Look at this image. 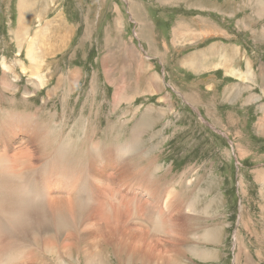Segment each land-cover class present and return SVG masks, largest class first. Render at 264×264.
Wrapping results in <instances>:
<instances>
[{
	"label": "rangeland",
	"instance_id": "obj_1",
	"mask_svg": "<svg viewBox=\"0 0 264 264\" xmlns=\"http://www.w3.org/2000/svg\"><path fill=\"white\" fill-rule=\"evenodd\" d=\"M30 1V36L20 50L16 33L26 30L27 24L19 22L21 0H0V128L4 126L7 113L34 116L38 125L45 129L42 133L54 138L50 147L42 148L51 153L59 150L62 141L70 142L78 161L76 152L80 151V158L86 159V155L91 157V151L95 153L97 144L113 150L133 146L132 151L122 157L120 165L132 162L134 169L152 174L161 192H174V207L180 210L183 206L192 207L183 211L182 218L175 215V210L170 214L180 232L192 233H179L178 238L187 242L178 257L173 258L177 263L249 264L251 261L264 264V100H258V107H246L239 100L225 101L224 91L232 84V79H226L220 71L206 70L197 74L187 67L194 54L191 52L201 55L199 50L203 51L212 41L238 45L248 55L236 60L241 64L237 67H244V61L251 60L258 75L257 85L247 80L255 76L250 62L246 64L247 71L246 67L244 71L234 68L236 75L223 69L247 83L249 89L256 88L257 94L262 91L264 95V77L260 69L264 67V0H184L180 4H176V0ZM197 4L206 11L191 8ZM212 21L225 33L214 35L208 29ZM185 22L189 31L180 33L179 37L175 31L173 37L176 26ZM185 36L187 40L180 41ZM204 36L206 38L201 39ZM33 42L44 52L54 44L62 46L59 52L51 53L54 56L45 59L46 67L42 65L35 71L28 59L29 45ZM195 58L190 65L192 68L195 63H209L203 56ZM233 60V57L222 58L230 65ZM4 61L11 68L7 73L3 70ZM16 61L25 64L26 74ZM34 72L36 77L32 76ZM72 74L77 75L76 84L72 82ZM3 77H9L18 87L15 93L3 91ZM30 77H46L48 82L36 89L28 81ZM118 89L130 100H121L115 106ZM236 93L235 90L233 95ZM238 96L243 97L239 89ZM145 117L148 123L141 121ZM26 141L27 138L23 140ZM16 146L28 152L41 150L27 145ZM13 154L12 151L10 156ZM120 154L116 151L115 157L119 159ZM111 170L105 175L109 180L103 182H106V197L109 199L111 192L114 193L112 202L106 200L108 205L99 209L94 200L90 224L98 227L96 231L112 226L116 234L114 239L123 236L120 230H114L115 225L127 231L133 229L129 231L131 236L158 234L159 238V229H153L154 221L148 218L164 215L162 195H153V199L144 193L145 196L138 197L139 187L137 190L132 187L145 186L133 176L126 179L130 187L122 186L115 181V172ZM96 183L100 186L101 181L90 171L86 187H80V199L90 195L96 199ZM131 199L134 203H130ZM110 208L117 209L121 217L116 218L117 211L114 213ZM111 212L116 214L113 219H118L117 224L108 220ZM192 215L195 217H190ZM76 223L65 224L63 238L70 236ZM55 229L53 236L59 234ZM213 232H218L217 237L207 240ZM32 238L37 236L32 235ZM105 249L109 251V264L156 262L136 258L140 262L135 259L131 263L129 253H113L112 247V251L109 247ZM73 253L72 260L67 257L61 260L88 264L82 244ZM46 256L51 258L50 264H59L55 255L47 252ZM156 256L165 259L162 264L172 261L169 248L165 256L160 250Z\"/></svg>",
	"mask_w": 264,
	"mask_h": 264
},
{
	"label": "bare ground",
	"instance_id": "obj_2",
	"mask_svg": "<svg viewBox=\"0 0 264 264\" xmlns=\"http://www.w3.org/2000/svg\"><path fill=\"white\" fill-rule=\"evenodd\" d=\"M31 6L32 3L30 0H21L19 9L21 13V16L19 17H21V20L19 19V22L23 21L24 24H27L25 26L26 30L16 33V38L19 42L20 50L23 48L27 41V38L30 36L28 23L30 22L29 9ZM50 27H52L54 30L57 29L54 25H50ZM23 29L24 28H22L21 30ZM185 40H187L186 36L181 37L180 39V41L182 42H184ZM60 46L62 45L54 44L53 46L46 48V51L44 52L42 47L37 42L31 43L28 49V59L31 61V65L34 70H40L42 65L46 67L47 63L45 62V59L47 57L54 56V54L51 53L59 52ZM197 55L198 54L195 53L192 54L191 60L188 61L187 64L193 65L192 60ZM201 56L202 55L197 56L195 59H199ZM223 56H225L227 59L232 57L235 58V55L233 54H230L228 57L226 55ZM15 64H20L23 72L25 74L27 73L25 64L22 61H16ZM195 66L193 68H195ZM218 67L226 68L230 71V74L236 75V71L234 70V67H232V64L230 65L222 60L218 62L217 66L215 65V63H204L202 72H205L206 70L208 71L211 69H216ZM3 70L6 73L11 70V68L5 61L3 62ZM198 70H200V68H198ZM250 75L251 71L249 70L248 76ZM32 76L36 77L37 73L34 72ZM76 77L77 75H71V79H74ZM155 77L157 76L155 75ZM28 81H30V83L36 89L43 88L48 82L46 77L36 79L30 77ZM77 81L78 79H74L72 82H74L73 84H76ZM2 89L3 91L5 90L9 93H15L18 87H16V85H14L9 80V77H3ZM118 90L119 93L115 100V106H117L121 100H130L129 96H126L124 94V91L121 92V89ZM150 92H153V90H151ZM28 96L29 95L26 94V97ZM150 111L151 110H149L148 112ZM141 121L147 122L149 120L147 119V117H145ZM38 122L34 118V116L31 115L21 116L17 114L7 113L4 126L0 128V264H50L51 258L46 256L47 252L55 255L59 264H73V261L70 262L67 259H65L66 261L61 259L67 257L68 259L72 260V258H74L73 252L80 244H82L83 253L85 254V260L88 264H109V251L107 252L105 249L108 247L109 249L110 247H112L113 251L111 249L110 250L113 253L114 251L116 253H121L120 251H122L121 254L129 253L130 257H128L130 261L133 260L131 263H134V260L136 258H139L141 261L142 259L144 261L155 260V264H162V261H165V259H161L160 257L156 256L159 250L162 255L165 256L167 249L169 248L172 251V261H169L168 264H179L177 263L176 259L173 258L178 257L181 250L186 247L184 242L186 243L187 241L179 239L178 235L179 233L186 234L188 230H182L180 232L179 228L176 227V222H172L170 214L172 210H175L177 213L175 215L181 217V215L184 214L183 211H186L187 209L190 210L192 207L184 208L183 206V210H180L178 207H174L175 201H173L174 199L172 197L174 192L172 193L170 191L168 192L164 190L163 192H161V190L157 188V184L153 181L154 178L150 176L152 174L148 175V173L143 169L140 171L134 169V167L132 166V162L123 164L122 166L120 165L122 157L124 155H127V153H129V150H131L133 146L124 147L123 149L118 146L119 148H117V150H113L111 148H106L105 145L102 148L98 147V144L97 146L94 144L96 147L94 150L95 153H92L91 151L92 158L89 155H86L87 158L82 159L79 155L80 151H78L76 152L79 156L78 161L75 157V150L72 148L73 146L70 142H68V144L63 143L64 141H62V143L60 142L62 145H58L59 150H56L54 152L52 151L51 153L49 152V150H44L42 146L50 147L51 144H53V141L51 140H53L54 138L52 139L50 137L51 134H48L46 132L42 133V131L45 129L43 127H40L41 124L39 123V126ZM17 129L19 130L18 132H16ZM25 138H27V141L23 142ZM39 142L42 143L40 144ZM65 142H67V140ZM135 143L137 144V142ZM16 144H18L19 146L27 145L28 148H37V146L35 145L37 144L38 148H40L41 150H39L38 148V151L31 150L29 152L24 149L18 150V146H16ZM93 146H89V149H92ZM12 151L14 152V154L13 156H10V153ZM116 151H118L119 154L121 153V157L119 159L115 157ZM117 163L118 165L116 166ZM111 169L115 172L114 178L118 184L130 187L126 182V179L133 176L139 184L145 186L132 187L133 189L139 187V192L137 193L138 197H140L139 195H141V197L145 196L144 193H148L153 199V195L158 197L160 196V194L162 195V205L165 210L164 215H159L154 218H148L150 221H154V225L152 228L159 229V238L157 236L158 234H154L153 236H131V232L129 231H132L133 229L130 230L129 228V231H127L123 227L115 225L116 228L114 230H120L123 233V236L121 239H114V236L116 234L113 231L112 226L111 228H100L98 231H96V228L98 227H95L94 225L92 226L90 224V220H92L91 213L93 212L91 211V208L95 206L91 205L92 202H94V200H97V208L99 209L103 206L106 207L108 203L111 204L112 202L111 199L114 193L111 192L108 199L106 197V182H103L105 179L106 181L109 180V178H106L105 175L106 171ZM35 171L37 172L35 173ZM90 171L94 175V178H98L101 183L100 186H98L99 184L97 185V183L95 184L94 192H96V194L94 193V197L97 198L94 199L90 195L86 198H89L86 201V199H80L79 191L80 187H86V176L90 174ZM29 176H31V180L35 179L36 181L34 183H32V181L30 182ZM100 197H102L103 199L100 200ZM106 200L109 201L107 205L105 204ZM99 201H102L101 204ZM130 201V203H134L132 199ZM125 203L128 204L129 200H127ZM116 211L117 209L115 211H113L112 209V212L115 213ZM114 213L113 215L117 214V217L115 216L116 218L121 217V213H118V211L116 214ZM113 215L112 217H108V220H110V222L114 220L115 224H117L116 220L118 221V219H113L115 218ZM188 215L190 214L188 213ZM190 217L193 218L195 216L192 215ZM190 217H188L189 220ZM188 218H186L185 220L189 221L187 220ZM105 220L106 219L104 218V221ZM143 220L144 219H142L141 221ZM68 222H77L76 228L72 233H70L69 237L63 238L64 236L62 235L64 231L62 228ZM106 222L108 223L107 220ZM193 222L192 224H194ZM54 224L56 226L55 228H57L59 232L57 236H53L55 235V232L53 233V231L56 230L55 228H53ZM102 229H104L106 237H104L105 234L101 233L103 231ZM94 233L98 235H96L95 237H91V235H94ZM32 235L37 236V238L33 239ZM59 235H61L60 238ZM217 235L218 232H213L212 235L208 236L207 240H213L214 237H217ZM118 236L117 238H119ZM185 236L187 237V235ZM161 237H163V239ZM193 243V245H195L194 241ZM187 251L189 250L187 249ZM144 252L145 254H143ZM110 254L112 253L110 252ZM139 259H136V261L140 262ZM249 262V264H253V262ZM150 263H152V261ZM134 264H136V262Z\"/></svg>",
	"mask_w": 264,
	"mask_h": 264
},
{
	"label": "crops",
	"instance_id": "obj_3",
	"mask_svg": "<svg viewBox=\"0 0 264 264\" xmlns=\"http://www.w3.org/2000/svg\"><path fill=\"white\" fill-rule=\"evenodd\" d=\"M183 1L184 0H176V4H180ZM191 8L194 9V10H197V11L198 10L199 11H206V10H204V7L201 6V4H197L195 7H191ZM203 20H205V19H203ZM188 27L189 26H188V24L186 22L183 23V24H179L178 26H176V28L173 31V37L175 36V31H176L178 37L180 36V33H182V32L183 33L188 32L189 31ZM208 29L214 35H219V33H222L223 32L222 29L219 28L217 26V24L214 23L213 21L208 25ZM223 33H225V32H223ZM186 35H188V34H186ZM205 38L206 37L204 36L201 39H205ZM194 42L195 41H193V44H195ZM195 52L196 51H192L191 53H195ZM199 52L201 53V55L203 56V58H208L209 59V64H214L215 63V65H217L218 62H220L223 57H225L223 55H226L228 57L230 54H233V55H235V58H234V60L232 62V67L234 66L235 69H241L242 71H244V67H246V71H247L248 65H246V64H248V62H250L252 64V70H253L255 76H254V79H247V80H249V81L253 82V84L257 85V77H258V75H257V73H256V71L254 69L253 62H251V60L244 61V63H246L245 65H243L244 67H240V66L237 67V64L238 65H241V64L238 63V62H236V60H238L239 58H243V57H245V56L248 55L247 54V51L244 48H241L238 45H228V44L220 43L218 41L217 42L216 41H212L207 46H205V48L203 49V51H200L199 50ZM213 52H214V54H213ZM197 56H200V54H198ZM194 62H197V61H194ZM195 65H196L195 66L196 69L195 68H192L188 64H187V67L193 69V72H195L197 74L203 73L202 72L203 64L199 62V63H195ZM198 68H200V70H198ZM260 69H261V71H263L262 74H264V67L261 66ZM219 71L222 72V75L226 79H232L233 80L232 84L229 85V87H227L226 90L224 91V93H225L224 100L225 101L236 102V101L239 100V102H242L243 105L246 106V107H249L250 105H256V107H258L259 106V103H260L258 100L259 99L261 101L264 100V98H263L264 95H263L262 91H259V93L257 94L256 88L255 89H249L247 83H242L243 81L240 80L239 78L232 77L231 75H228L227 72L222 67L221 68L218 67L216 69L210 70L209 72L217 73ZM262 74H261V76L264 77V75H262ZM239 76H241V75H239ZM251 87H253V86H251ZM238 89L242 92V96H243V97L241 96L242 98H239V96H238ZM243 89H244V91H243ZM235 90L237 91V93L233 95V93L235 92ZM230 92H231V95L229 94ZM249 100H251V101H249ZM262 107H264V104H262ZM259 124L260 123H258V126H259ZM258 130L260 131L261 128L258 127Z\"/></svg>",
	"mask_w": 264,
	"mask_h": 264
}]
</instances>
